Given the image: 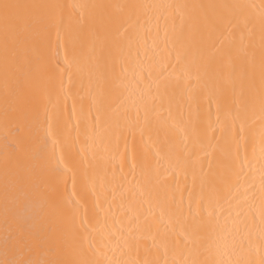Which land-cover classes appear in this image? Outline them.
Masks as SVG:
<instances>
[{"label":"bare ground","instance_id":"6f19581e","mask_svg":"<svg viewBox=\"0 0 264 264\" xmlns=\"http://www.w3.org/2000/svg\"><path fill=\"white\" fill-rule=\"evenodd\" d=\"M0 264H264V0H0Z\"/></svg>","mask_w":264,"mask_h":264},{"label":"snow or ice","instance_id":"6c2138e0","mask_svg":"<svg viewBox=\"0 0 264 264\" xmlns=\"http://www.w3.org/2000/svg\"><path fill=\"white\" fill-rule=\"evenodd\" d=\"M5 7L7 8V7H8V5H5Z\"/></svg>","mask_w":264,"mask_h":264}]
</instances>
